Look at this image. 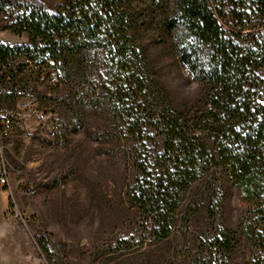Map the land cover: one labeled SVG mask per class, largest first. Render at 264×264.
<instances>
[{
    "label": "rangeland",
    "instance_id": "obj_1",
    "mask_svg": "<svg viewBox=\"0 0 264 264\" xmlns=\"http://www.w3.org/2000/svg\"><path fill=\"white\" fill-rule=\"evenodd\" d=\"M37 1L56 12L57 0ZM16 16L13 8L0 11V43H28L25 32L9 28ZM261 18L236 29L241 36L253 27L263 31ZM155 26L137 39L144 50V72L153 83L155 101L183 110L203 88L160 43ZM225 27L232 30V21ZM88 54L82 75L68 88L57 86L54 71L47 68L39 75L0 81V111L29 102L2 150L12 194L3 189L0 195L8 202V219L21 222L29 236L10 240L18 264H258L264 252L244 230L252 218L250 207L233 188L216 219L205 205L184 209L169 235H153L152 220L133 204L131 194L137 183L157 181L162 135L146 114H134L135 101L105 53ZM117 84L120 100L111 94ZM219 229L235 233V248L225 261L209 248ZM0 264H15L3 245Z\"/></svg>",
    "mask_w": 264,
    "mask_h": 264
},
{
    "label": "trees",
    "instance_id": "obj_2",
    "mask_svg": "<svg viewBox=\"0 0 264 264\" xmlns=\"http://www.w3.org/2000/svg\"><path fill=\"white\" fill-rule=\"evenodd\" d=\"M7 7L17 12L9 28L28 36L27 44L0 43L10 82L18 74L39 75L50 61L58 71L57 86L68 88L82 75L88 53L100 50L128 87L134 114L155 122L163 138L160 172L156 182L141 181L131 194L152 220L154 236L169 235L184 209L205 205L216 219L233 188L250 207L245 233L264 252V22L263 31L253 27L244 36L236 29L262 19L264 0H57L54 13L37 0H0V11ZM155 25L160 43L203 88L183 110L155 101L144 72L137 39ZM20 57L32 68L17 62ZM119 87L111 92L117 100L123 96ZM209 245L225 261L235 248V233L219 229ZM258 264H264V255Z\"/></svg>",
    "mask_w": 264,
    "mask_h": 264
},
{
    "label": "built area",
    "instance_id": "obj_3",
    "mask_svg": "<svg viewBox=\"0 0 264 264\" xmlns=\"http://www.w3.org/2000/svg\"><path fill=\"white\" fill-rule=\"evenodd\" d=\"M8 60L11 61L13 58L10 57ZM17 62L29 64V60L24 57L20 58ZM8 64L10 63H6L0 58V81L3 75L6 77V80L10 79V74L7 70ZM28 107V101H21L17 106L9 110L0 111V186L4 187L10 195L12 194V187L9 184L7 168L2 158L3 141L6 136L13 131L18 121L21 119L23 112Z\"/></svg>",
    "mask_w": 264,
    "mask_h": 264
},
{
    "label": "crops",
    "instance_id": "obj_4",
    "mask_svg": "<svg viewBox=\"0 0 264 264\" xmlns=\"http://www.w3.org/2000/svg\"><path fill=\"white\" fill-rule=\"evenodd\" d=\"M6 190L0 186L1 190ZM8 202L5 204L3 198L0 195V245L6 249L8 258L18 264V259L10 253L14 248V243L10 242L11 239H29V236L25 230L19 227L17 224L11 222L8 219Z\"/></svg>",
    "mask_w": 264,
    "mask_h": 264
},
{
    "label": "flooded vegetation",
    "instance_id": "obj_5",
    "mask_svg": "<svg viewBox=\"0 0 264 264\" xmlns=\"http://www.w3.org/2000/svg\"><path fill=\"white\" fill-rule=\"evenodd\" d=\"M47 11H48V10H47ZM52 13H54V12H52ZM20 58H23V57H20ZM24 58H27V57H24ZM27 59H28V58H27ZM26 65H27V67H28V66H29V67H32V64H31L30 61H29V64H26ZM47 69H50V70H53V71H54V74H55V80H56V82H58V78H59V76H58V71L54 68L52 62L49 61V67H48Z\"/></svg>",
    "mask_w": 264,
    "mask_h": 264
}]
</instances>
